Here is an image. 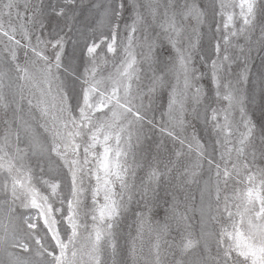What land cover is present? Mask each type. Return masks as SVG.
I'll list each match as a JSON object with an SVG mask.
<instances>
[{"label": "snow or ice", "instance_id": "6c2138e0", "mask_svg": "<svg viewBox=\"0 0 264 264\" xmlns=\"http://www.w3.org/2000/svg\"><path fill=\"white\" fill-rule=\"evenodd\" d=\"M260 164L264 0H0V264H264Z\"/></svg>", "mask_w": 264, "mask_h": 264}, {"label": "rangeland", "instance_id": "374dc122", "mask_svg": "<svg viewBox=\"0 0 264 264\" xmlns=\"http://www.w3.org/2000/svg\"><path fill=\"white\" fill-rule=\"evenodd\" d=\"M128 22L131 23L130 20ZM157 31H159L158 28H157ZM137 35H139V33H137ZM240 43H243V40H240ZM135 52L137 53V59H139L140 58L139 57V53L141 52V49L139 47H136L135 48ZM254 55H255V53H254ZM22 56H23V54L21 53V59H22ZM115 63L116 64H119V60H117ZM256 63L258 64L259 61H257ZM143 67H146V66H142V68ZM102 71H103V74L105 76H107L110 72H112V73L115 72V67L113 66V63L110 61L108 64L103 65ZM22 83H23L22 81H16L15 80L14 73H9L4 78V92H5V94L7 96H9V98H10L11 93L12 92H15L17 90V88H18V85L19 84H22ZM143 83L146 84L147 83V80L145 79L143 81ZM25 94L26 95L28 94L27 87L25 88ZM189 131H190V129H189ZM40 142L43 143L44 142L43 139H41ZM23 163L25 165V168H27V167L30 166V167H32V168L35 169V167H36V157H34L31 154H29V156L23 161ZM260 167H264V164H260ZM51 175L52 176H56L57 175V171H56L54 165H53V169H52ZM140 175H143V173H140ZM20 178H21V180H24V176L23 175ZM45 178H48V177H45ZM205 179H207L206 176H205ZM24 182L27 183L26 180ZM37 187L39 188V185H37ZM190 190L196 195L197 202H198L199 201V192L196 190V187L195 186H192ZM40 191H43V188H40ZM228 195H232L231 188L228 191ZM237 203H239V202L237 201ZM87 204H91L90 198L87 200ZM10 206L15 210L16 216H18L20 212H26V213H28L30 215H35L36 212H37L36 209H22L20 207V205H19V201H16L15 204H12V199H11L10 196H7L6 197V196H3V195H0V221H2L3 225L9 231H11V229L13 228V226H16V225L19 224L18 219H16L15 217L12 218V220L10 222V219H9V207ZM240 210H241V212H243V206L241 207ZM232 211L235 212L236 211V208L233 207L232 208ZM226 219H227V217L225 216L223 218V220H226ZM198 220H199V214L197 213L195 219L192 221L193 224H196V227H195V230H194L196 234H198L199 233V230H200L199 229V225L197 223ZM237 220H239V217H237ZM87 222L89 223V225L91 224L90 217L88 218V221ZM40 223L42 224L43 223V220H41ZM129 224H131V218H129V220L126 221L122 225V240H121V243L122 244L124 243V239L127 238V234L129 232V228H128V225ZM219 226H220L219 224H215L214 225V227L216 229H218ZM212 227L213 226H211V225L209 226L210 230H211ZM149 239H150L149 236L147 234H145L143 245L141 246L140 242H137V250H138V253L142 257V259L140 260V264H146V261H148L149 264H150L151 257L149 256ZM9 250H11V249H9ZM68 255H69V258H71V253H69ZM0 259H4L7 262V259L8 258L6 256V254L0 253ZM33 259L37 261V264H39L40 258L33 257ZM128 264H132L131 260L128 261Z\"/></svg>", "mask_w": 264, "mask_h": 264}]
</instances>
